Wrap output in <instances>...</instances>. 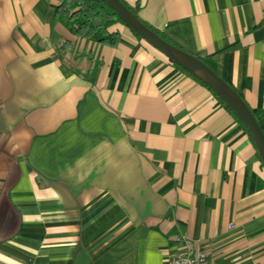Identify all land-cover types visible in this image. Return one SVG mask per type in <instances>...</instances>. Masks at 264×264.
<instances>
[{"label":"crops","instance_id":"1","mask_svg":"<svg viewBox=\"0 0 264 264\" xmlns=\"http://www.w3.org/2000/svg\"><path fill=\"white\" fill-rule=\"evenodd\" d=\"M199 57L264 134V0H123ZM0 0V264H264V167L242 121L125 24L70 32Z\"/></svg>","mask_w":264,"mask_h":264},{"label":"water","instance_id":"2","mask_svg":"<svg viewBox=\"0 0 264 264\" xmlns=\"http://www.w3.org/2000/svg\"><path fill=\"white\" fill-rule=\"evenodd\" d=\"M117 14L118 18L140 38L151 44L183 69L208 85L211 90L237 115L248 129L264 167V134L252 111L242 97L199 57L163 39L145 25L120 0H103Z\"/></svg>","mask_w":264,"mask_h":264},{"label":"trees","instance_id":"3","mask_svg":"<svg viewBox=\"0 0 264 264\" xmlns=\"http://www.w3.org/2000/svg\"><path fill=\"white\" fill-rule=\"evenodd\" d=\"M120 1L124 3V5H126V7H128L135 14L134 7L127 5L123 0ZM54 14L63 21L64 26L70 32L104 44L116 43L118 32L116 29L112 28V25L116 22L123 23L118 18L117 14L111 9V7L103 0H58L57 4L54 7ZM147 26L158 33L163 39L168 41L155 29H153L149 25ZM168 59L176 66L183 69L169 57ZM198 80L201 81L200 79ZM201 82L205 84L203 81ZM206 86L210 88L208 85ZM216 97L219 101L224 103L217 95Z\"/></svg>","mask_w":264,"mask_h":264},{"label":"built area","instance_id":"4","mask_svg":"<svg viewBox=\"0 0 264 264\" xmlns=\"http://www.w3.org/2000/svg\"><path fill=\"white\" fill-rule=\"evenodd\" d=\"M178 251L171 254L167 259V264H208L205 253L196 248L193 250L191 238L178 237Z\"/></svg>","mask_w":264,"mask_h":264}]
</instances>
